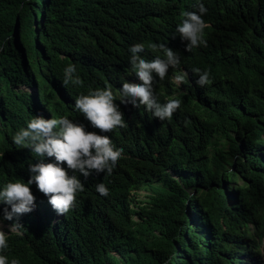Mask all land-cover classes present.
<instances>
[{"label": "trees", "instance_id": "obj_1", "mask_svg": "<svg viewBox=\"0 0 264 264\" xmlns=\"http://www.w3.org/2000/svg\"><path fill=\"white\" fill-rule=\"evenodd\" d=\"M199 3L208 10L207 47L186 52L185 41L180 69L153 85L160 103L181 100L172 119L121 104L129 48L138 38L161 39ZM0 35V189L26 183L29 165L41 162L12 143L37 115L59 118L65 110L123 149L111 175L76 174L84 191L54 221L48 197L29 185L34 207L14 217L22 235L7 234L9 261L240 264L243 251L264 247V0H0ZM69 64L82 86L64 85ZM193 68L209 71L212 83L196 85ZM180 71L188 78L178 86ZM106 86L116 91L125 127L100 133L71 106ZM101 183L107 196L96 191ZM139 187L148 193L132 206ZM6 207L0 202V219Z\"/></svg>", "mask_w": 264, "mask_h": 264}, {"label": "clouds", "instance_id": "obj_2", "mask_svg": "<svg viewBox=\"0 0 264 264\" xmlns=\"http://www.w3.org/2000/svg\"><path fill=\"white\" fill-rule=\"evenodd\" d=\"M207 11L204 4L199 3L197 11L185 12L182 22L176 20L161 39L138 38L135 41L129 48L132 68L125 66L126 75L123 79L129 82H124L121 86V104H130L137 108L144 106L146 111L161 121L172 119L181 106V100L170 99L160 103L154 94L153 85L157 79L163 81L166 78L169 68L180 69L178 53L185 41L186 52L200 46L207 47L205 29L208 24L203 17ZM165 22V19H161V29ZM191 71L197 76L196 85L205 87L212 83L209 71H201L200 68H193ZM187 78L188 72L180 71V74L174 76V82L179 86L186 83ZM63 83L66 86L70 83L73 86L83 85L74 64H69L64 69ZM25 86L27 91L19 89L29 94L34 92L32 87ZM115 100L116 91L106 86L78 96L71 109L82 113L92 128L98 129L100 133H109L125 127L123 112L114 103ZM31 106H34L33 102ZM83 124L73 123L64 110L59 118L35 116L27 123L26 128H22L12 137V143L17 148H30L35 156L41 158V162L29 165L28 170L32 175L26 183L8 182L0 189V202L9 206L4 208L0 221L11 224L10 229L0 230V264H19L16 259L9 261L4 253L9 247L7 234L22 235L19 231L21 225L15 223L14 217L33 210L35 196L29 185L35 182L38 190L48 197L49 204L57 212L52 220L54 221L58 216H64L71 211L77 203L78 193L84 191V184L77 178V173L82 174L85 179L94 173L106 172L111 175L122 158L123 149H117L108 135L86 131ZM138 189L130 192L132 206L138 204L132 195ZM96 191L102 196L108 195V188L102 183L96 186ZM261 247L264 248L263 245ZM243 253L246 255L240 256L244 259L240 264H251L248 255L253 256L254 253ZM254 258V264H259L258 258ZM260 263H264V254Z\"/></svg>", "mask_w": 264, "mask_h": 264}, {"label": "rangeland", "instance_id": "obj_3", "mask_svg": "<svg viewBox=\"0 0 264 264\" xmlns=\"http://www.w3.org/2000/svg\"><path fill=\"white\" fill-rule=\"evenodd\" d=\"M1 34L5 35V32L2 30ZM1 37L2 36L0 35V39H1ZM16 88H21L22 90H25V91L28 90V88L25 85H19V87H16ZM146 193H148V191H145L143 189H138L132 195L134 196L135 199H137V203H141V202H143L145 200V194ZM10 226H11V224H9L8 222H6L4 220L0 221V230L5 231L6 228L10 229ZM261 245L262 244L259 245L260 246V250L257 249L256 252L253 255L254 257H256V259L259 258V257L262 258V255L264 254V248H262ZM258 253H260V255H258ZM242 255H246V253H241V254L238 255V257H240ZM248 256L250 257L249 261L251 262V264H254L255 258L253 256H250V255H248Z\"/></svg>", "mask_w": 264, "mask_h": 264}, {"label": "water", "instance_id": "obj_4", "mask_svg": "<svg viewBox=\"0 0 264 264\" xmlns=\"http://www.w3.org/2000/svg\"><path fill=\"white\" fill-rule=\"evenodd\" d=\"M13 30H15V24H14V26H13Z\"/></svg>", "mask_w": 264, "mask_h": 264}]
</instances>
